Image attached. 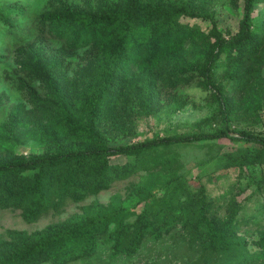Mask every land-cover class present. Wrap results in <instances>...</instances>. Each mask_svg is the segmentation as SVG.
Instances as JSON below:
<instances>
[{"label":"trees","instance_id":"trees-1","mask_svg":"<svg viewBox=\"0 0 264 264\" xmlns=\"http://www.w3.org/2000/svg\"><path fill=\"white\" fill-rule=\"evenodd\" d=\"M243 2L240 29L228 38L213 29L204 33L196 25L179 23L182 15L194 17L183 6L166 12L157 6L143 5L141 0H128L119 8L106 7L93 14L66 11L43 15L37 25L38 34L64 41L69 51L88 49L90 57L79 87L66 90L60 63H46L29 55L31 49L24 51L28 53H23L22 58L24 77L51 87L50 99L38 101L32 109L40 118V128L33 138L43 143L46 151L29 156L9 153L0 158V210H20L23 220L32 222L49 211H60L67 201L80 202L108 189L112 181L132 172L138 161L174 146L242 141L252 147L225 153L221 159L223 167L242 170L264 164V134L232 128L233 97L248 94L249 99L241 101L240 107L256 115L262 107L259 92L263 89L264 93V79L260 77L264 66V0ZM257 4L262 6L258 28L253 22ZM0 21L7 22L1 13ZM208 34L216 42L213 49L207 48L206 58L199 66V85L214 87L218 75L231 81L230 93L218 87L214 94L217 129L154 135L134 143L110 145L105 134L124 128L119 113L124 111V106L119 109L122 98H140L154 88L153 83L137 77L128 82L129 66L153 64L186 43L208 42ZM221 57L229 65L228 70L224 68L226 75L213 70ZM181 68L174 67L171 79H167L171 87L191 80V75L181 77L188 72ZM153 105L150 101L144 108ZM11 123L18 125L17 117ZM120 156L134 157L135 162L124 164L112 174L110 160ZM190 181L176 176L157 180L153 193L136 190L142 205L139 213L119 204L94 203L84 207L82 214L43 230L10 231L7 239L0 242V264H74L91 259L103 247L110 250L112 258L133 256L146 239L161 236L159 228L168 232L178 224L191 230L193 242L210 251L214 264H264V229L254 243L256 249L250 251L245 239L238 235L241 219L208 215L210 204L205 187L198 181V187H194Z\"/></svg>","mask_w":264,"mask_h":264},{"label":"rangeland","instance_id":"rangeland-1","mask_svg":"<svg viewBox=\"0 0 264 264\" xmlns=\"http://www.w3.org/2000/svg\"><path fill=\"white\" fill-rule=\"evenodd\" d=\"M127 1L0 0V13L7 18V22L0 21V158L9 153L13 156H29L46 151V146L33 138L40 128V118L32 109L38 101L47 97L50 99L51 87L42 81H28L24 77L21 72L22 58L28 54L24 51L31 49L29 55L46 63L53 60L60 63V75L66 90L79 87L81 75L86 74L85 66L90 57L88 49L69 51L64 41L38 34L37 25L41 17L66 11L93 14L106 7L119 8ZM141 3L157 6L166 12L183 6L194 17L182 15L179 23L196 25L204 33L213 29L225 38L238 33L244 6L243 0H141ZM261 8L260 4L254 7L253 22L256 28L261 23ZM208 36V42L186 43L153 64L137 63L129 66L126 73L128 82L137 77L153 83L154 88L150 94L140 98H122L119 109L124 106V111L120 110L119 113L125 122L122 124L124 128L105 134L110 145L134 143L154 135L161 137L217 129L218 111L217 103L213 100L216 97L214 94L218 87L230 93L231 81L218 75L214 79V87L199 85L202 80L197 74L199 66L206 58L207 48L213 49L216 42L214 36ZM11 42L16 45L11 46ZM176 66L188 70L181 77L191 75V80L171 87L167 79H171L172 70ZM225 67L228 70L229 65L221 57L213 70L223 71L226 75ZM260 77L264 79V66ZM262 95L263 89L259 92L262 107L256 115L240 107L241 101L249 99L248 94L233 97V129L264 134ZM150 101L154 105L144 108ZM14 117H17L18 125L11 123ZM5 141L8 144H4ZM248 147L252 145L242 141L221 140L161 150L135 163L132 172L112 181L108 189L87 196L80 202L67 201L60 211H49L32 222L24 221L20 210H0V242L7 239L10 231H40L48 225L82 214L84 207L94 203L105 206L119 204L139 213L142 205L138 202L136 190L141 188L153 193L157 180L165 181L180 176L191 180L194 187H198V182L205 187L206 200L210 204L208 215L241 219L238 235L245 239L248 249L253 251L256 249L254 243L258 240L259 232L264 229V164L239 170L235 167L224 168L221 160L225 153ZM134 160V157L112 158L109 171L113 174ZM159 230L161 236L158 239H146L133 256L118 255L112 258L110 250L103 247L91 259L74 264H214L210 251L191 240V230L180 224L168 232L165 228Z\"/></svg>","mask_w":264,"mask_h":264}]
</instances>
